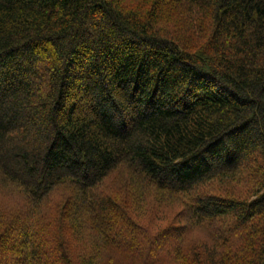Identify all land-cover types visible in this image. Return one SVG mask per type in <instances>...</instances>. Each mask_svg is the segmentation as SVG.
Returning a JSON list of instances; mask_svg holds the SVG:
<instances>
[{
    "label": "trees",
    "instance_id": "obj_1",
    "mask_svg": "<svg viewBox=\"0 0 264 264\" xmlns=\"http://www.w3.org/2000/svg\"><path fill=\"white\" fill-rule=\"evenodd\" d=\"M62 187L102 246L178 196L218 226L173 264H264V0H0V264H71L43 209Z\"/></svg>",
    "mask_w": 264,
    "mask_h": 264
},
{
    "label": "rangeland",
    "instance_id": "obj_2",
    "mask_svg": "<svg viewBox=\"0 0 264 264\" xmlns=\"http://www.w3.org/2000/svg\"><path fill=\"white\" fill-rule=\"evenodd\" d=\"M238 185L239 189H244L246 186L242 183H239ZM103 186L106 188V192L116 194L118 187L117 183L116 185H110V182H107V184L105 183ZM199 191L215 194V192L219 191V186L217 182L213 181L207 183V185ZM224 191H226V189ZM15 194L16 195H7L4 199L2 206L7 209V212H9L7 218L11 217L12 211H18L23 205L27 207V212L30 210V205L26 204L27 200L20 194H17L16 192ZM71 194L72 193L69 192L67 187H62L55 190V192L49 196L47 201L43 203L44 207L42 206L43 209H45L46 214L48 213L50 218L54 220V226H51L49 231V237H54L50 242V246L52 249H56L54 251L58 258L65 252L68 258H71V264H84L85 261H89L93 264H173V250L179 245L181 239H184V241L181 240V245L182 242H184V248L185 246L187 247L186 251L188 250V247H191L194 252L197 251V253L200 254L204 252V246L206 244H213V235L217 234L216 230L213 231L214 228H217V224H214L211 228L205 226L204 223L202 225H197V227L190 225V221L188 222L187 220L188 215L186 214L185 216L183 213L187 204L185 200H188V198L183 200L182 198L175 196L172 197L171 203L164 204L158 203L156 197H154L156 195L151 194V196L146 199V206L144 205L143 209L139 212H137L139 209L136 208L137 206L129 204L128 210H130V212H128L132 214L134 218L133 221L135 222L134 224L138 226L135 227L136 229L132 228L127 231L129 236H131L127 239L124 236V233H122L124 236L123 239H126L123 241V244L128 241L129 238H131L132 244L136 242V239L141 243L136 245V248L132 247L133 249L130 248L131 244L123 249L121 247L119 248L117 244L102 246V244H99L98 242L99 237L97 232L91 225V212H87L84 209L81 210V207L78 208V205L75 207L72 204H67L66 198H69ZM123 196L124 194L121 197ZM50 201L52 202L50 203ZM123 203L125 204V202ZM74 207L75 210L73 209ZM76 208L77 210L79 209L82 211H79V215L78 213H75ZM30 216L34 217L35 215H29V217ZM87 218H90V220ZM77 219L84 222L79 228V232L74 228L76 225L77 227L79 225L78 222L80 221ZM89 221H91V224ZM44 223L47 224L48 221H45ZM178 223L181 224L176 228H173L178 225ZM184 223L187 227H180ZM168 231L170 235L175 234L176 232H180L181 235H179L178 238L177 236H175V238L174 236L170 237V235L165 237V234ZM115 239L117 240V238ZM115 239L114 243H117ZM232 247L233 246H231V248ZM139 250L142 255L146 253V256L144 255L141 260H137V258L134 257L135 253ZM0 251L2 252V250ZM0 254V261H3L5 259V254ZM15 254L17 255V253ZM168 257L170 258L168 259ZM162 260L164 261L160 262ZM1 264H3V262H1ZM14 264H21V259L15 256Z\"/></svg>",
    "mask_w": 264,
    "mask_h": 264
}]
</instances>
